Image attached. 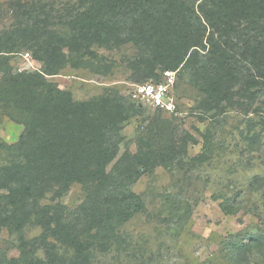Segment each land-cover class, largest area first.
I'll use <instances>...</instances> for the list:
<instances>
[{
  "label": "trees",
  "instance_id": "trees-1",
  "mask_svg": "<svg viewBox=\"0 0 264 264\" xmlns=\"http://www.w3.org/2000/svg\"><path fill=\"white\" fill-rule=\"evenodd\" d=\"M60 1L17 5V22L0 40V106L21 115L24 126L18 142L0 146L14 158L0 166V233L7 229L20 242V256L0 251V264H90L101 240L145 210L133 190L140 177L187 154L192 139L164 144L158 135L142 137L137 152L126 151L108 172L123 125L141 107L113 89L77 102L47 76L99 59L97 46H132L138 81L176 72L175 89L180 82L201 95L200 109L216 122L226 109L257 113L264 96V0ZM24 50L42 64L39 73L14 72L4 55ZM73 184L86 198L69 222L59 205L41 201L50 193L62 198ZM78 221L85 227L77 229ZM30 225L40 228L38 237H26ZM246 241L233 247L246 253L236 264H247L253 252L264 263V236Z\"/></svg>",
  "mask_w": 264,
  "mask_h": 264
},
{
  "label": "rangeland",
  "instance_id": "rangeland-1",
  "mask_svg": "<svg viewBox=\"0 0 264 264\" xmlns=\"http://www.w3.org/2000/svg\"><path fill=\"white\" fill-rule=\"evenodd\" d=\"M31 1L0 0V40L17 22V5ZM94 50L99 59L79 68L68 64L47 80L71 92L77 102L112 89L127 94L131 84L147 81H138L140 77L131 67L136 55L132 46H97ZM4 55L14 72L41 71L42 64L34 61L29 51ZM174 95L176 114L141 107L123 125L118 156L107 171L126 151L135 154L142 137L158 135L167 144L172 138L180 141L188 135L192 139L187 154L140 177L133 190L145 202V210L105 241L98 239L104 246L91 251L90 264H236L246 253L233 247L245 244L248 235L264 236V96L254 106L257 113L254 110L246 115L239 109H226L216 122L211 119L212 113L200 109L201 95L187 85L178 82ZM22 119L17 112L0 106V146L19 141L24 133ZM204 136L209 139L207 146ZM196 157H200L199 162L194 160ZM13 159L0 149V166ZM85 196L83 187L73 184L62 198L54 200L50 193L41 204L59 205L64 218L74 222V211ZM221 205L235 212L226 215ZM85 223L78 221L77 229L84 228ZM40 234L36 225L25 230L28 239ZM19 247L17 234L7 229L0 233L2 253L18 258ZM248 257L247 264H264L256 252Z\"/></svg>",
  "mask_w": 264,
  "mask_h": 264
},
{
  "label": "built area",
  "instance_id": "built-area-1",
  "mask_svg": "<svg viewBox=\"0 0 264 264\" xmlns=\"http://www.w3.org/2000/svg\"><path fill=\"white\" fill-rule=\"evenodd\" d=\"M175 84L176 72L165 70L161 73L159 82L133 83L131 84V89L125 95L139 107L176 114Z\"/></svg>",
  "mask_w": 264,
  "mask_h": 264
}]
</instances>
